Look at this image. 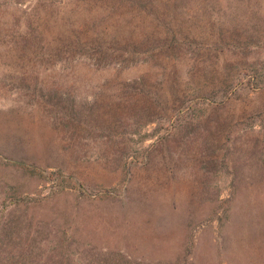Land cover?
<instances>
[{
    "label": "rangeland",
    "instance_id": "rangeland-1",
    "mask_svg": "<svg viewBox=\"0 0 264 264\" xmlns=\"http://www.w3.org/2000/svg\"><path fill=\"white\" fill-rule=\"evenodd\" d=\"M11 259L264 264V0H0Z\"/></svg>",
    "mask_w": 264,
    "mask_h": 264
},
{
    "label": "trees",
    "instance_id": "trees-1",
    "mask_svg": "<svg viewBox=\"0 0 264 264\" xmlns=\"http://www.w3.org/2000/svg\"><path fill=\"white\" fill-rule=\"evenodd\" d=\"M2 232H0L1 235ZM14 248L9 242L0 237V264H72L68 256L62 260H52V256L46 259L42 258H32V259H11L7 253Z\"/></svg>",
    "mask_w": 264,
    "mask_h": 264
}]
</instances>
